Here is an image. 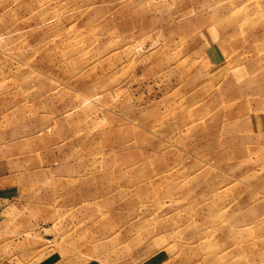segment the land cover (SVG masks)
<instances>
[{"label":"rangeland","instance_id":"rangeland-1","mask_svg":"<svg viewBox=\"0 0 264 264\" xmlns=\"http://www.w3.org/2000/svg\"><path fill=\"white\" fill-rule=\"evenodd\" d=\"M0 264H264V0H0Z\"/></svg>","mask_w":264,"mask_h":264}]
</instances>
